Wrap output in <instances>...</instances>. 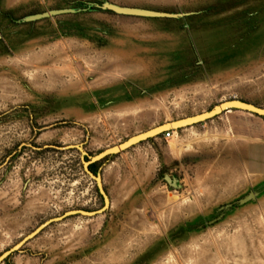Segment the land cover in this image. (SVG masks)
Masks as SVG:
<instances>
[{"label":"rangeland","instance_id":"obj_1","mask_svg":"<svg viewBox=\"0 0 264 264\" xmlns=\"http://www.w3.org/2000/svg\"><path fill=\"white\" fill-rule=\"evenodd\" d=\"M230 100L264 109V0H0V256L102 207L67 146L92 157ZM172 131L96 164L104 213L0 264H264V117Z\"/></svg>","mask_w":264,"mask_h":264},{"label":"water","instance_id":"obj_2","mask_svg":"<svg viewBox=\"0 0 264 264\" xmlns=\"http://www.w3.org/2000/svg\"><path fill=\"white\" fill-rule=\"evenodd\" d=\"M103 9L110 11L112 13H115L117 15H123V16H131V17H142V18H174L177 17L178 15H173L169 13H163V12H157V11H152V10H147V9H141V8H132V7H125V6H119L111 3H105L102 7ZM59 12H51L50 15H55L58 14ZM49 14H44L42 17H46ZM231 110H240L248 113L255 114L260 117H264V109L255 107L254 105L242 102V101H237V100H230V101H225L217 106H214L211 110L207 112L200 113L198 115L192 116V117H187L185 119L181 120H176L174 122H169V123H164L163 125H160L154 129H151L148 132H144L141 134H138L134 137L129 138L128 140L124 141L123 143H120L118 145H115L111 148H108L97 155H94L92 157H88L85 151L82 149L81 145H69L66 147V149H77L80 152L81 155V165L84 173L94 180L98 193L102 198L103 205L100 209L96 211H82V210H72V211H67L63 213L61 216L52 218L46 222H44L42 225H40L38 228H36L32 233L29 235L25 236L21 241H19L16 245H14L12 248L4 252L0 256V261L4 260L8 256L12 255L13 253L17 252L25 243H27L29 240L33 239L36 235H38L43 229L48 227L49 225L53 223L60 222L68 217L75 216V215H81L84 217H92L96 216L99 214L104 213L108 207H109V199L107 194L105 193L102 182H101V177L99 173L93 174L89 170V166L95 162H98L102 159H104L107 156L114 155L117 153H120L124 151L125 149H128L129 147H132L135 145L133 143L136 141V143H140L142 141H145L147 139H150L152 137H155L159 134H162L164 129H169V130H174L175 127H177L180 124H185V126H189L201 121L208 120L212 117H215L216 115L222 114L224 112H229ZM181 127H177L179 129ZM160 131V132H158ZM155 134V136H151V134ZM129 145V146H128ZM86 158V159H85Z\"/></svg>","mask_w":264,"mask_h":264},{"label":"built area","instance_id":"obj_3","mask_svg":"<svg viewBox=\"0 0 264 264\" xmlns=\"http://www.w3.org/2000/svg\"><path fill=\"white\" fill-rule=\"evenodd\" d=\"M161 136L163 137L164 140H169L172 138L173 136V131L172 130H168V131H165L161 134Z\"/></svg>","mask_w":264,"mask_h":264},{"label":"crops","instance_id":"obj_4","mask_svg":"<svg viewBox=\"0 0 264 264\" xmlns=\"http://www.w3.org/2000/svg\"><path fill=\"white\" fill-rule=\"evenodd\" d=\"M139 149H144V148H140V147H139ZM145 150H146V149H145ZM133 152H135V149H132V152H125L124 154H123V153H122V154L119 153V154H121V155H120V158H121V159H123V158H128V157L131 156V155H134V156H135L136 153L133 154ZM112 164H113V163H112Z\"/></svg>","mask_w":264,"mask_h":264},{"label":"trees","instance_id":"obj_5","mask_svg":"<svg viewBox=\"0 0 264 264\" xmlns=\"http://www.w3.org/2000/svg\"><path fill=\"white\" fill-rule=\"evenodd\" d=\"M151 139V138H150ZM150 139H147V140H150ZM110 156H107V157H105L104 159H102V160H106V159H108ZM102 160H100V161H102ZM100 161H98V162H100ZM98 162H95V163H93V164H91L90 166H89V170L93 173V174H96L97 172H95V170H94V167L96 166V164L98 163ZM5 260V259H4ZM3 261V260H2Z\"/></svg>","mask_w":264,"mask_h":264},{"label":"bare ground","instance_id":"obj_6","mask_svg":"<svg viewBox=\"0 0 264 264\" xmlns=\"http://www.w3.org/2000/svg\"><path fill=\"white\" fill-rule=\"evenodd\" d=\"M195 116V115H194ZM192 117V116H191ZM187 118V117H186ZM185 119V118H184ZM181 120V119H180ZM172 122H174V121H172ZM166 123H169V122H166ZM164 124V123H163ZM162 124V125H163ZM160 126V125H159ZM185 126V124H180V125H178L177 127H184ZM158 127V126H157ZM156 128V127H155ZM152 129H154V128H152ZM151 130V129H150ZM150 130H148V131H150ZM148 131H146V132H148ZM158 132H160V131H158ZM144 133V132H143ZM141 134V133H140ZM155 134H157V133H153V134H151V136H155ZM136 136V135H135ZM132 137H134V136H132ZM131 138V137H130ZM128 140V139H127ZM146 141V140H145ZM133 143H135V144H137L136 143V141H134ZM129 146V145H128ZM130 148V147H129Z\"/></svg>","mask_w":264,"mask_h":264}]
</instances>
